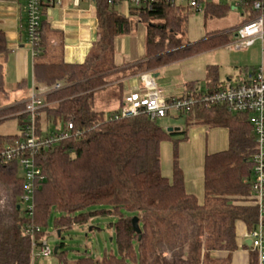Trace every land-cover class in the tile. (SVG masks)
Returning <instances> with one entry per match:
<instances>
[{
  "label": "trees",
  "instance_id": "16d2710c",
  "mask_svg": "<svg viewBox=\"0 0 264 264\" xmlns=\"http://www.w3.org/2000/svg\"><path fill=\"white\" fill-rule=\"evenodd\" d=\"M197 1L203 6L205 23L208 18L227 16L234 7L231 2ZM94 2L100 38L81 64L47 63L40 59L47 47L46 20L42 19L43 50L35 57L34 80L44 86L57 82L64 86L44 95L48 105L36 117L37 134L40 139L65 130L72 134L38 151L36 163L44 178L34 193L32 214L22 209L26 182L19 162L0 164V182L14 192L12 208L0 209V264H34L38 248L33 242L39 245L45 239V227L54 211L61 213L55 221L59 236L63 229L86 223L98 213L119 215L114 224L119 255L105 253L101 259H93L87 254L72 264H216L220 259L230 264L231 254L238 249L237 223L243 222L251 231L259 216L252 197L257 140L250 115L232 112L225 105L206 107L197 103L168 115L184 121V128L174 132L147 113L115 118L122 105L107 114L97 109L95 103L97 93L112 85V96L122 101L123 80L130 76L150 73L180 59L227 46L235 39V27L255 19L259 11L244 5L234 25L213 30L204 39L191 42L180 36L189 10H198L190 2L184 5L176 0H156L151 6L130 5L128 16L117 9L122 0ZM48 6L44 3L43 15ZM140 24L146 28L145 57L121 67L115 60L116 39L133 33ZM9 53L6 33L0 29V92L5 96L10 93L5 89L3 71ZM207 72L211 86L199 91L222 88L219 67L209 65ZM25 106V102H18L0 108V121L11 116L21 118L19 133L0 134V149L22 138L28 120ZM42 111L53 124L52 131L43 133ZM69 122L74 126L71 129ZM192 125L223 127L229 132L228 148L205 157L203 201L187 191L179 165V143L188 138ZM78 130L80 134H76ZM164 141L173 143L171 178L162 173ZM95 205H108L110 209L86 211ZM134 216L139 218L141 234L134 230ZM27 227L30 233L26 232ZM62 245L55 252L61 258ZM166 250H170V256L165 255ZM221 253L225 255H218ZM250 264H259L254 250Z\"/></svg>",
  "mask_w": 264,
  "mask_h": 264
},
{
  "label": "crops",
  "instance_id": "0c3cea01",
  "mask_svg": "<svg viewBox=\"0 0 264 264\" xmlns=\"http://www.w3.org/2000/svg\"><path fill=\"white\" fill-rule=\"evenodd\" d=\"M188 1L181 0L180 4L185 2L188 4ZM25 4L26 0H0V29L6 33L10 48L9 55H12L15 61L14 66L17 77L13 90L17 91L18 94L14 95L11 105L25 102L36 89H41L39 93L43 97L46 95L42 91L46 86L37 84L34 80L36 58L32 56L31 49L25 46V38H27ZM129 8V3L126 1H122L117 6L118 11L126 16L129 15ZM233 10L237 9L233 7ZM43 18L46 20L47 47L45 54L40 59L47 63L64 61L70 64H81L86 60L90 50L100 38L97 9L95 2L92 0H79L78 2L76 0H62L60 4L48 6L45 9ZM211 31H206V34ZM206 34L200 40L204 39ZM256 43L251 47H255ZM259 44L260 63L257 66H245L244 77H250L260 67L264 68V47L261 42ZM210 51L212 50L172 62L149 74L167 97H180L191 86L207 90L211 86L210 80H208L207 68L209 65H216L205 61L206 54ZM145 54L146 28L144 24H140L133 33L117 37L115 60L117 64L122 65L121 67L143 60ZM180 62L190 64L186 66L181 81L176 82V63ZM170 73L172 76H169ZM165 74H167V78L160 79L161 75ZM219 79L225 83L232 81V76L228 75L225 79L221 78L219 70ZM202 80L207 81L205 89L200 84ZM141 84V74L124 79L122 101L112 96L114 85L103 91H111L114 110L123 105L126 95L138 92ZM181 128L183 129L184 126H181ZM228 146V129L223 127L210 128L205 125L190 126L188 138L179 143V165L184 173L186 189L189 193L195 194L200 201L204 200V161L206 155L226 150ZM163 151L168 155L169 161L171 160L169 171L166 173L163 171L162 164ZM161 167L162 173L171 178L173 175V143L171 141H164L161 145ZM248 232L247 226L239 221L236 225L238 249L231 254L230 264H250L252 248L247 243L250 240L247 237ZM244 243L248 246H245ZM218 255L224 256L225 254Z\"/></svg>",
  "mask_w": 264,
  "mask_h": 264
},
{
  "label": "built area",
  "instance_id": "2783aa9c",
  "mask_svg": "<svg viewBox=\"0 0 264 264\" xmlns=\"http://www.w3.org/2000/svg\"><path fill=\"white\" fill-rule=\"evenodd\" d=\"M62 0H26V35L32 45L33 55L36 57L42 52V19L44 3L49 6L60 4ZM79 0H76L78 2ZM94 1V0H92ZM134 6H151L156 0H122ZM174 1V0H168ZM231 2L238 10L244 5H252L259 11V15L248 22L235 27V39L227 46L235 49H247L260 41L264 47V0H215ZM190 4L198 10L203 6L197 0H189ZM62 82L53 86H46L42 91L47 94L53 90L61 89ZM200 89H187L180 97H167L159 88L153 77L149 74H142V84L138 92L126 95L121 111L115 118L138 115L141 112L147 113L152 119L168 116L173 111L189 109L194 104H202L206 107L214 105H225L232 112H245L250 115L253 131L256 135L257 150L254 154L252 191L254 204L258 206L259 216L256 227L249 231L247 237L250 239V247L258 253L259 264H264V68H258L250 77L240 80L227 81L217 91H199ZM172 98L171 101H168ZM24 112L28 114L27 124L22 133V138L12 144L5 145L0 149V164L18 161L21 167L22 176L25 179V192L21 197L25 209L32 214L34 209V193L39 182L44 178L42 169L36 163V156L40 148L69 137L72 133L69 130L63 131L60 135H50L40 139L36 130V117L40 111L48 105L43 95L32 94L25 100ZM69 129L73 128L71 122ZM78 130L76 134H80ZM30 233V227L26 228ZM34 253L35 257H47L52 254V249L46 239L38 245Z\"/></svg>",
  "mask_w": 264,
  "mask_h": 264
},
{
  "label": "rangeland",
  "instance_id": "374dc122",
  "mask_svg": "<svg viewBox=\"0 0 264 264\" xmlns=\"http://www.w3.org/2000/svg\"><path fill=\"white\" fill-rule=\"evenodd\" d=\"M181 0H177L180 3ZM189 2V1H188ZM187 3L185 2L184 5ZM241 9L232 10L227 16L222 18H208L206 23L204 19L203 11L201 10H189L183 24L184 33L181 32L180 36L188 41L196 42L206 34V31H213L215 29H223L230 27L239 21V15ZM260 41H257L255 47H249L247 49H235L228 46H223L216 50H212L206 54L205 61L219 65L220 77L227 78L228 75L232 76V81L240 80L244 77L245 66L258 65L261 60ZM25 46L29 47L32 52V45L25 38ZM262 44V43H261ZM35 57V56H34ZM15 61L12 55H9L8 62L4 64V80L5 89L9 91V96H5L0 92V108L6 105H11L14 95L18 94L13 90L16 80ZM190 63H176V82L181 81L186 66ZM169 76H172L170 73ZM167 78V74L161 75L160 79ZM201 86L205 89L207 87V81L202 80ZM41 92V89H36V93ZM95 107L102 109L109 114V111L113 110L114 104L111 100V91H99L96 95ZM43 112V111H42ZM43 133L52 131L53 124L47 121L45 113L43 112ZM20 117L11 116L0 121V134H15L20 132L19 122ZM157 123L165 128L170 126H184L183 119H173L171 116H166L157 119ZM62 127V126H60ZM169 157L163 151L162 164L164 173L168 172ZM14 192L11 189L6 188L0 182V209H11L13 206ZM22 209L25 208V204H22ZM103 209H110L108 205H95L88 208L86 211L101 212ZM125 213V212H123ZM61 213L53 212L50 217L49 224L45 227L46 237L52 254L47 257H38L34 259V264H72L79 257L89 254L93 259H101L105 253H114L119 255L116 241V233L114 224L119 219V215L105 213H98L89 218L86 223H75L70 228H65L61 231V236L58 234V228L56 227V218H60ZM184 226L186 225L183 224ZM185 229L183 228L182 236L185 237ZM63 243L59 252H63L62 258L54 252L55 248ZM176 247V246H175ZM165 255L170 256V250L165 251ZM64 257V259H63ZM216 264H225V260H218Z\"/></svg>",
  "mask_w": 264,
  "mask_h": 264
},
{
  "label": "water",
  "instance_id": "95a60500",
  "mask_svg": "<svg viewBox=\"0 0 264 264\" xmlns=\"http://www.w3.org/2000/svg\"><path fill=\"white\" fill-rule=\"evenodd\" d=\"M181 129H182L181 126H170L167 128L168 131H174V132H179L181 131ZM132 222H133L134 230L136 231V233L141 234V227L139 225L138 216H134L132 219ZM59 234H60V231H59ZM247 243L251 244V241L248 240ZM57 250H58V247L55 248L54 252H57Z\"/></svg>",
  "mask_w": 264,
  "mask_h": 264
}]
</instances>
